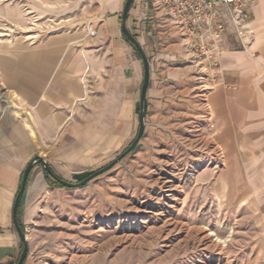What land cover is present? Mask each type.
I'll return each mask as SVG.
<instances>
[{
    "label": "crops",
    "instance_id": "0c3cea01",
    "mask_svg": "<svg viewBox=\"0 0 264 264\" xmlns=\"http://www.w3.org/2000/svg\"><path fill=\"white\" fill-rule=\"evenodd\" d=\"M76 1L84 10L78 28L0 53L8 104L0 120V264L19 262L23 240L13 210L36 156L72 181L108 164L139 131L145 69L122 31L126 0ZM154 3L135 0L127 20L151 68L135 160L155 156L151 181L163 168L172 180L177 174L179 189L187 178L198 192L222 189L264 220V0L252 9L250 44L242 48L229 34L219 68L208 72L189 63L180 30ZM53 181L42 164L31 170L19 206L25 230L46 194L61 189Z\"/></svg>",
    "mask_w": 264,
    "mask_h": 264
},
{
    "label": "rangeland",
    "instance_id": "374dc122",
    "mask_svg": "<svg viewBox=\"0 0 264 264\" xmlns=\"http://www.w3.org/2000/svg\"><path fill=\"white\" fill-rule=\"evenodd\" d=\"M83 13L76 0H0V53L76 29ZM136 150L85 186L55 184L25 230L27 264H264V220L252 205L222 189L198 192L190 178L179 189L163 168L151 181L157 159L143 167Z\"/></svg>",
    "mask_w": 264,
    "mask_h": 264
},
{
    "label": "built area",
    "instance_id": "2783aa9c",
    "mask_svg": "<svg viewBox=\"0 0 264 264\" xmlns=\"http://www.w3.org/2000/svg\"><path fill=\"white\" fill-rule=\"evenodd\" d=\"M256 0H155L154 7L178 27L187 54L201 66L218 69L228 35L242 48L253 40L248 29ZM212 67V68H213Z\"/></svg>",
    "mask_w": 264,
    "mask_h": 264
},
{
    "label": "water",
    "instance_id": "95a60500",
    "mask_svg": "<svg viewBox=\"0 0 264 264\" xmlns=\"http://www.w3.org/2000/svg\"><path fill=\"white\" fill-rule=\"evenodd\" d=\"M135 0H126V3L124 5L123 9V14H122V31L126 38L130 41V43L138 50V52L142 55L143 61H144V69H145V74H144V83L142 87V92H141V98L137 104V112L139 114V120H140V127L138 134L132 144L122 153L120 156H118L117 159L114 161L110 162L108 165L97 169V170H87L79 173L73 174V181H68L65 179H62L58 177L54 171L51 169L50 165L45 161V159L41 156H36L27 166L26 170L24 171L23 175V180H22V185L20 188L19 193L17 194L15 205H14V210H13V218L15 225L17 227V230L23 240V251L21 253L20 259L18 264H24L25 260L28 256L29 253V243L26 239V233L23 231L19 225L18 222V209L20 206V203L22 201L26 186H27V181L28 177L30 175L31 170L36 164H42L44 170L48 172L55 180H58L63 186L68 187V188H75V187H82L85 186L88 182H90L92 179L102 175L103 173L107 172L108 170L112 169L122 158H124L126 155L134 151L137 146L139 141L144 135L145 132V122H146V116H147V111H148V100H147V91L148 87L150 85V78H151V68H150V62L149 59L146 55V52L144 51L143 47L141 44L138 42L137 38L131 33L127 26V20L129 16V11L133 5Z\"/></svg>",
    "mask_w": 264,
    "mask_h": 264
},
{
    "label": "trees",
    "instance_id": "16d2710c",
    "mask_svg": "<svg viewBox=\"0 0 264 264\" xmlns=\"http://www.w3.org/2000/svg\"><path fill=\"white\" fill-rule=\"evenodd\" d=\"M128 40V39H127ZM128 42L130 43V41L128 40ZM131 44V43H130ZM55 184L59 185V186H63L58 180H55L53 181ZM20 212H19V209H18V214H17V217H18V222H19V225L21 227V229L23 231H25V227L23 226V224L21 223V220H20V216H19ZM22 251H23V248H22ZM26 261V260H25Z\"/></svg>",
    "mask_w": 264,
    "mask_h": 264
},
{
    "label": "bare ground",
    "instance_id": "6f19581e",
    "mask_svg": "<svg viewBox=\"0 0 264 264\" xmlns=\"http://www.w3.org/2000/svg\"><path fill=\"white\" fill-rule=\"evenodd\" d=\"M17 112H18V110H17ZM166 179V182H170L171 180L168 178V177H166L165 178ZM164 181V180H163ZM166 186V185H165ZM170 186V185H169ZM141 204V203H140ZM143 204V203H142ZM143 210V209H142ZM147 211V210H146ZM151 211V210H150ZM162 215V214H161Z\"/></svg>",
    "mask_w": 264,
    "mask_h": 264
}]
</instances>
